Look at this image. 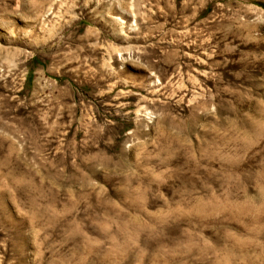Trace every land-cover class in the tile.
Returning <instances> with one entry per match:
<instances>
[{"label":"rangeland","instance_id":"1","mask_svg":"<svg viewBox=\"0 0 264 264\" xmlns=\"http://www.w3.org/2000/svg\"><path fill=\"white\" fill-rule=\"evenodd\" d=\"M0 264H264V0H0Z\"/></svg>","mask_w":264,"mask_h":264},{"label":"bare ground","instance_id":"2","mask_svg":"<svg viewBox=\"0 0 264 264\" xmlns=\"http://www.w3.org/2000/svg\"><path fill=\"white\" fill-rule=\"evenodd\" d=\"M115 23H116L117 25H119V24L121 25V23H119V21H115Z\"/></svg>","mask_w":264,"mask_h":264}]
</instances>
